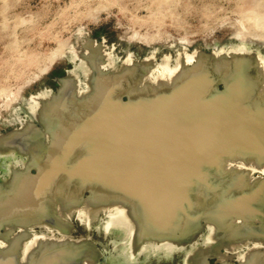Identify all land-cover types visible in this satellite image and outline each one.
<instances>
[{
	"label": "rangeland",
	"instance_id": "374dc122",
	"mask_svg": "<svg viewBox=\"0 0 264 264\" xmlns=\"http://www.w3.org/2000/svg\"><path fill=\"white\" fill-rule=\"evenodd\" d=\"M102 78L126 105L178 97L188 85L191 113L178 112L186 123L197 129L204 114L220 120L229 107L263 121L259 145L212 149L174 191L167 221L126 217L121 193L63 173L38 197L44 217L9 214L51 143L86 125ZM26 126L38 144L20 140ZM0 208V251L16 263L50 242L77 250L67 264H264V0H0Z\"/></svg>",
	"mask_w": 264,
	"mask_h": 264
},
{
	"label": "bare ground",
	"instance_id": "6f19581e",
	"mask_svg": "<svg viewBox=\"0 0 264 264\" xmlns=\"http://www.w3.org/2000/svg\"><path fill=\"white\" fill-rule=\"evenodd\" d=\"M197 78L198 72L190 76L189 83L197 82ZM112 82L113 80L102 78L101 85L104 89L101 90L104 92L93 104L88 124L86 121V125L73 129L70 128L73 126L70 124L71 130L65 131L63 136H59V141L51 143L47 149L45 163L35 177L18 183L17 199L7 203L10 205L7 210L10 211L9 214L16 216L25 214L22 220L37 215L44 217V206L38 197L59 173H63V181L67 182L72 177L78 178L81 179L80 182L83 180L90 185L96 184L112 189L118 195L121 193L124 198H118L116 205H124L126 217L135 220V213L138 217L139 210V214L144 217L146 215L145 219L148 221L164 219L167 221L169 213L172 212L169 210L175 205L174 191L179 187L188 186L190 181L189 178L184 180L185 177L190 174L192 177L195 176L193 173L202 167L201 163L208 158L207 154L212 155V149L231 141H247L259 145L256 141L259 134H262L263 121L242 120L228 106L227 111H224L228 115L224 114L226 115L224 117L222 113L223 117L221 116L220 120L217 117L219 114L217 116L209 114L211 110L204 114L205 122L202 120L203 123L199 126L192 124L196 125L197 129L188 122L187 124L183 115L185 112L188 113L187 111L190 112L191 106L187 110L184 105L190 98L195 100L193 99L195 89L190 91L192 87L189 89L188 85L187 88L185 86L184 89L181 88L183 91H180L178 97L176 94L170 99L158 97L155 101L143 100L138 101L136 105L131 103L126 105L117 99L116 94L114 95L113 86L116 85L115 83L112 85ZM232 96L235 97L234 94ZM206 106L207 104L204 106L205 109ZM223 107L225 110L226 106ZM47 109L53 114L59 112L54 103H50ZM181 109L183 112L185 109L187 111L184 114L181 112V115L179 114ZM202 115H193L196 123L204 119ZM32 128L26 126L22 131L24 136L20 140H32L38 144L41 135L39 136L37 131H32ZM39 154L41 155V152ZM92 201L95 199L90 202ZM242 201L244 200L238 199L231 203L226 202L222 209H234V206H238ZM130 204L132 210L129 208ZM131 211L133 213H130ZM41 248V243H38L30 248L32 252L24 251L23 259L27 264H67L78 254L77 250L66 245L48 242L43 246L41 253L35 255ZM81 249L85 251L84 247ZM14 257L12 250L3 253L0 251V264H21L16 263Z\"/></svg>",
	"mask_w": 264,
	"mask_h": 264
}]
</instances>
